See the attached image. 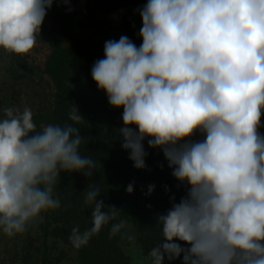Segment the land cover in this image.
I'll return each mask as SVG.
<instances>
[{"label":"clouds","instance_id":"obj_1","mask_svg":"<svg viewBox=\"0 0 264 264\" xmlns=\"http://www.w3.org/2000/svg\"><path fill=\"white\" fill-rule=\"evenodd\" d=\"M53 3L0 0V49L30 53ZM139 15L142 43L126 35L106 41L91 76L111 106L123 107L119 135L133 166H147V140L185 188L157 215L163 238L148 264L181 256L182 264H264V0H147ZM0 111V234L13 238L61 207V172L91 177L97 163L80 154L75 125L84 117L74 104V123L39 131L31 108ZM197 133L203 138L192 139ZM100 194L86 192L92 226L72 229L75 249L105 227L112 238L127 225L113 223L120 210Z\"/></svg>","mask_w":264,"mask_h":264},{"label":"trees","instance_id":"obj_2","mask_svg":"<svg viewBox=\"0 0 264 264\" xmlns=\"http://www.w3.org/2000/svg\"><path fill=\"white\" fill-rule=\"evenodd\" d=\"M91 1L93 0H68L67 4L89 10L88 4ZM60 3L66 7L64 0H56L54 9ZM72 17L61 20L72 38V47H56L48 63L58 90L56 124L74 123L69 119L72 104L79 109L84 117L75 125L80 128L82 135L80 154L96 161L97 167L91 177L81 172L61 173L64 225L57 231L70 243L69 236L74 227L83 232L92 226V207L84 206L83 202L89 188L98 187L101 190L98 199L120 210L113 223L123 219L127 221V225L112 238H109V227L93 236L86 246L78 249L77 264H148L149 251L163 238L161 228L156 224L157 215L166 214L172 206L173 196L175 202H179L185 195V188L171 175L172 169L168 167L163 151L150 148L147 140L144 141L145 150L149 153L145 158L147 166L143 169L133 166L129 150L122 148V137L119 135V128L124 126L123 107L111 106L105 91L98 94L94 91L89 96L81 97L70 86L66 87L65 83H70L68 75L73 60L83 63L85 59L96 61L94 58H104L102 50L74 32L77 22L74 19L76 16ZM93 64H90L91 67ZM88 68L89 66L81 67L85 76L94 81ZM261 122L264 123V115ZM260 131L264 133V127ZM202 138L199 133L192 137L194 140ZM129 183H134L132 193L126 191ZM149 185L155 186L151 194H148ZM129 236H134V239L129 240ZM178 242L187 246L185 242ZM68 246H72L71 243ZM164 264H182V256L171 262L165 258Z\"/></svg>","mask_w":264,"mask_h":264},{"label":"rangeland","instance_id":"obj_3","mask_svg":"<svg viewBox=\"0 0 264 264\" xmlns=\"http://www.w3.org/2000/svg\"><path fill=\"white\" fill-rule=\"evenodd\" d=\"M146 2L147 0H93L88 4L89 10L67 3L66 7L62 3L55 9L52 6L41 26L40 38L30 53L17 55L0 49V110L13 108L23 111L25 107L31 108L38 131L43 125L56 124L58 90L48 63L56 47L68 49L73 45L61 20L76 16L74 32L102 50L103 55L105 42L118 40L123 35L137 46L142 43L139 36L142 27L139 9ZM69 8L72 10L69 11ZM79 62H71V72L68 75L70 83L66 82V87L70 86L81 97L89 96L94 91L100 93L102 90L98 89L96 82L90 81L81 69L82 66H89L88 69L91 70L90 64L95 61L85 59L83 63L80 62L81 66ZM62 184L63 181L59 178L54 189V195L60 202ZM62 206L63 202L60 208L43 212L42 222L30 226L24 234L13 238L0 234V264H77L78 249L68 246L70 243L57 231L64 225Z\"/></svg>","mask_w":264,"mask_h":264}]
</instances>
